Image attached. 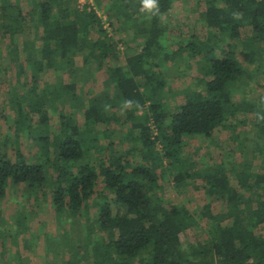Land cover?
<instances>
[{
	"label": "trees",
	"instance_id": "1",
	"mask_svg": "<svg viewBox=\"0 0 264 264\" xmlns=\"http://www.w3.org/2000/svg\"><path fill=\"white\" fill-rule=\"evenodd\" d=\"M68 1L32 0L26 12L21 0H0V30L10 42L7 58L2 48L0 58L17 64L19 83L27 69L32 81L23 101L17 93L10 97L17 113L16 132L28 130L27 137L37 146L30 160L22 154L19 138L7 142L10 126L1 136L0 143L17 150L15 159L0 155V222L9 190L24 187L32 195L47 186L60 225L69 222L74 229V219L87 215L82 238L75 241L70 231L57 244L47 242V251L56 256L64 242L73 256L66 264H264V97L259 106L245 102L249 72L238 59L239 43L254 45L242 40L248 30L260 44L264 68V0H198L203 33L193 32L177 51L166 49L171 37L165 21L177 0H159V16L142 12L139 0H109L106 13L113 29H131L133 40H142L140 50L125 52L119 51L118 41L108 35L96 12L75 11ZM95 2L101 5V0ZM184 53L202 63V86L187 90L186 99L172 101L169 108L174 90L167 67ZM124 54L123 64L119 57ZM79 57L84 67L97 61L106 71L109 90L103 96L81 102L76 84L48 86L37 93L40 74L75 72ZM237 95L245 100L238 103ZM126 101L133 102L131 107H124ZM241 110L256 114L255 147L248 149L249 137L238 131L237 149L196 170L184 146L195 139L208 142L221 128L236 129L230 122ZM56 111L55 132L50 124ZM33 114L39 116L36 124ZM138 153L141 160L129 159ZM248 153L262 165L254 166ZM171 179L182 190L204 184L207 203L195 216L206 219V232L197 245L181 240L196 218L165 196L161 181ZM213 200L222 202L219 211H213ZM91 206L96 208L93 218ZM9 255L1 251V264L29 262L21 254Z\"/></svg>",
	"mask_w": 264,
	"mask_h": 264
},
{
	"label": "rangeland",
	"instance_id": "2",
	"mask_svg": "<svg viewBox=\"0 0 264 264\" xmlns=\"http://www.w3.org/2000/svg\"><path fill=\"white\" fill-rule=\"evenodd\" d=\"M197 1L198 0H177L173 5V8L166 15L165 21L168 24L169 37H171L167 40L168 43H166V49L169 51H177L179 49L178 44H185L186 39L193 32L203 33L201 30L202 23L199 20V14L203 9L201 7L200 9L198 8L196 4ZM68 2L67 4L69 7L75 11L77 8L83 12H96L101 18V23L104 29L108 31V35L118 41L119 51L125 52L133 48L135 49V47L139 48V50L142 48L141 39L136 41L133 40V30H120L119 28L118 30L113 29L106 13V5L109 0H101V5L95 2V0H69ZM87 2L89 6L85 4ZM21 4L23 9L28 12L31 10L32 0H21ZM97 33L98 32L96 31L92 32V36L94 37L93 41H96L98 37ZM242 40H247V42L253 41L254 45L246 48L241 43L238 44V59L243 64V67L249 72V77L247 80L248 85L244 92V98L246 100L240 95H237V101L240 103L242 100H245V102L257 103L259 106L262 103L261 97H264V68L260 66L262 62V50L259 42L256 41V36L250 31H243ZM22 43V40H20V59L24 61L26 56ZM9 45V40L2 36V31L0 30V48L4 51V58H7L8 56L5 54L7 53L6 50ZM184 54L183 57H178L176 59V63H172L167 67L168 72L171 74L170 76L167 75V79L169 80V85L174 90L173 97L167 102L169 108H172V101L176 103L184 101L187 96V90H200L202 86L200 84V78H202V73L200 71L202 63L200 64L197 59L190 58L188 53ZM119 61L123 64L125 63V54L120 55ZM76 62L78 64V70L75 72L57 73L54 70H51L44 74H40L36 84L38 85L37 93L40 94L48 86L58 87L61 85L76 84L77 91H79L81 97V102L93 95L100 97L103 96V94L109 90L106 83L108 78L106 71L98 68L99 63L97 61H91L88 67L81 65L83 63L81 57H79ZM16 65L15 62H10L8 60L5 61L0 58V139L1 136L9 130L10 126L11 131L7 142L10 143L13 142L15 138H19L22 154L30 159L37 154V146L31 138L27 137V134H29L28 130H22L19 135L18 132H16L17 113L12 107L10 97L13 93H17L23 101L22 97L31 90L32 81L30 71L27 69L19 83L17 81ZM171 66L172 71H170ZM85 71L87 72V75H84ZM61 78L62 84L59 83ZM26 103L24 104L25 106H27ZM67 109L69 111L72 110L70 106H67ZM112 112L113 110L110 111V113ZM31 120L36 124L39 122V116L33 114ZM58 121L59 112L56 111L51 115L50 124L55 132L59 129ZM243 121H246V123L240 124V122ZM230 123H233L236 126V129L221 128L208 142L195 139L188 141L184 146L183 153L193 158V161L197 164L195 167L196 170L202 169L209 164L220 162L223 160L226 153L235 150V148L237 149L235 139L238 131L249 137L246 142L248 149L255 147V142L258 138L256 137V114L254 112L241 110ZM114 127H116V125L111 128ZM98 129H100V126ZM120 129L124 130L125 127ZM118 142L119 144L121 143V141ZM16 150L17 149H14L13 144L3 145L0 143L1 156L15 159ZM249 153L247 154V159L251 161L254 166L260 167L262 165V160L253 158ZM238 155L240 156L239 151L237 152L236 158L235 156L233 157L234 160H239ZM141 157L142 156L138 153L135 157H129V159L135 161L136 159L141 160ZM157 172L161 173V169ZM165 181H161L165 196L168 199L173 200V202L176 201V204L180 207H187L196 218V224L191 226L181 235V240L187 246L197 245L203 240V238H205L203 234L206 232V219L200 218L197 214L195 216V212L197 211L199 214L205 203H207V197L203 186L204 184L201 182V187L199 189H195L189 184L182 190V186H180L181 188L175 187L172 179L170 182L167 180ZM232 183H235V181L232 180ZM99 187L101 188L102 184ZM50 194L51 188L47 186L40 188L32 195H28L27 192H25L24 187L8 191L3 206L4 222H0V230L4 232V234L0 236V253L1 251H4L7 252V255L10 254L9 256L13 257H18V254H21L25 259H29V262L27 261L28 264L68 263L73 256L69 253V250H65L64 242H62L61 246H58L60 248L58 250L60 252L58 256L47 251V242L48 240H53L55 241L54 243L57 244L63 234L66 232L69 233L70 231L71 233L69 236H73L72 238L75 239V241H77L78 238H82L84 236L82 225L86 223L87 215L85 213L81 215L79 219H74V221H77L78 223L74 229H71V224L69 222H64L60 225L51 205ZM93 203L94 200L91 201L92 205ZM221 208L222 202L213 200V211H219ZM94 214L96 215V208L93 206L91 210H89V215L93 218ZM3 238L5 240H3ZM26 240H28V243ZM3 241H6V245L4 246L2 245ZM81 255L82 252L80 257H83V255ZM1 263L2 259L0 260V264ZM76 263L86 264L85 261H78Z\"/></svg>",
	"mask_w": 264,
	"mask_h": 264
},
{
	"label": "clouds",
	"instance_id": "3",
	"mask_svg": "<svg viewBox=\"0 0 264 264\" xmlns=\"http://www.w3.org/2000/svg\"><path fill=\"white\" fill-rule=\"evenodd\" d=\"M141 5V11L146 12L152 16L160 15V5L159 0H139ZM235 18H239L238 14H233ZM132 101H126L124 104L125 108L131 107ZM260 119H264V117H260Z\"/></svg>",
	"mask_w": 264,
	"mask_h": 264
},
{
	"label": "built area",
	"instance_id": "4",
	"mask_svg": "<svg viewBox=\"0 0 264 264\" xmlns=\"http://www.w3.org/2000/svg\"><path fill=\"white\" fill-rule=\"evenodd\" d=\"M88 3V2H87ZM87 3H85L87 5Z\"/></svg>",
	"mask_w": 264,
	"mask_h": 264
}]
</instances>
